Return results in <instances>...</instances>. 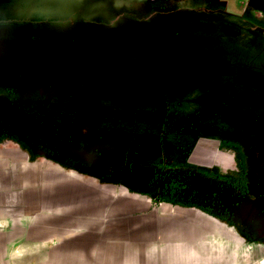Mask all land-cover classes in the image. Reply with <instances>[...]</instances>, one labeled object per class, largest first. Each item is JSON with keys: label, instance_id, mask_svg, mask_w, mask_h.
Listing matches in <instances>:
<instances>
[{"label": "flooded vegetation", "instance_id": "1", "mask_svg": "<svg viewBox=\"0 0 264 264\" xmlns=\"http://www.w3.org/2000/svg\"><path fill=\"white\" fill-rule=\"evenodd\" d=\"M95 1L101 10L97 15L100 14L101 22L106 23L103 27L116 28L111 25L121 21L125 23L124 29H131L134 36L140 34L142 24L163 16L166 22L153 24V31L169 30L176 38L193 23L188 15L200 13L204 16L195 22L204 26L217 25L226 36L253 37L256 35L254 30L261 29L263 35L259 38L264 40V11L259 18L251 14L248 6L244 13L235 14L227 11L225 2L219 0ZM83 8L87 9L88 5ZM13 21L26 23L18 18ZM174 71L175 67L161 90L153 91V106L148 111L156 118L155 126L152 119L150 122L139 120L137 110L132 118L127 119L126 116L109 117L101 112L98 115L97 110L88 105L71 109L70 93L66 99L60 96L63 85L55 83V79L53 82L45 80L27 100L14 94L13 86L0 77V139L25 142L31 146V140H37L38 143L34 142L38 145L37 151L55 156L61 162L71 157L69 165L75 168L86 166L87 158L90 161L94 155V162L88 165L90 169L108 171L121 185L149 193L155 201L197 206L232 225L246 239L264 245V143L258 142L259 136L256 135L253 138L257 143L243 142V134L232 128L233 118L229 115L233 110L235 92L228 82L208 97L215 105L205 110V120H198L196 124L187 122L186 128L183 127L180 121L187 115L182 106L190 98L200 96L202 89L174 88L171 84ZM137 78L134 74L132 82ZM73 88L74 92L87 89L82 82ZM133 88L134 85L130 94L140 102L139 94L143 91ZM111 105L102 101L98 103V109ZM112 121L118 125L110 130L114 133L110 135L107 127ZM138 122L143 127L138 129ZM164 127L171 132L167 133ZM200 139L215 142L222 152L231 153L234 165H221L216 158L211 163H195L191 157ZM177 141L182 144H175ZM238 141L246 146L238 149ZM105 149L112 152L114 160L106 164L96 162ZM246 153L248 158L244 166L239 154ZM254 167L258 171L256 176ZM249 175L255 179L248 181Z\"/></svg>", "mask_w": 264, "mask_h": 264}, {"label": "rangeland", "instance_id": "2", "mask_svg": "<svg viewBox=\"0 0 264 264\" xmlns=\"http://www.w3.org/2000/svg\"><path fill=\"white\" fill-rule=\"evenodd\" d=\"M84 5L88 8L84 9ZM97 7L95 0H0V77L13 86L14 94L29 100L45 80L53 82L55 79V83L63 85L60 96L66 99L70 93L71 109L88 105L97 110L98 115L101 112L109 117L126 116L127 119L137 110L139 120L150 122L152 119L154 125L156 118L148 111L153 106V91L161 90L167 84L171 69L175 67L171 81L174 88L202 89L200 96L183 104L187 115L180 121L183 127L186 128L187 122L196 124L198 120H205V110L215 105L208 97L228 82L235 92L229 115L233 118L232 128L243 134V142L257 143L253 138L256 135L258 142L264 143V40L259 38L263 35L261 29H255L253 37H227L217 25L204 26L195 22L204 16L195 13L188 15L193 23L176 38L169 30L153 31V24L166 22L163 16L142 24L140 34L134 36L131 29H124L125 23L121 21L111 25L116 28L103 27L106 23L101 22L100 14L97 15L101 12ZM258 15L260 18L261 14ZM15 18L26 23H15ZM80 19L82 22H78ZM134 74L138 80L133 83L131 77ZM80 82L87 89L74 92L73 87ZM133 85V90L143 91L139 94L141 103L130 94ZM102 101L112 105L101 106L99 110L98 103ZM117 125L113 121L109 123L110 135L114 134L110 130L116 129ZM126 127H129L128 122ZM139 127L143 125L138 122ZM164 128L167 133L171 132ZM175 144L181 145L182 141ZM201 145L207 153L201 160H196L194 155ZM216 145L200 139L191 159L211 163L217 154L221 165L232 166L228 156H223L227 153H217ZM245 146L238 141V149ZM239 155L246 166L248 154ZM90 159H95L94 155ZM112 160V152L107 149L96 158V162L103 164ZM62 162L69 165L70 159ZM256 168H253L255 176ZM94 172H100L104 178L111 177V173L104 170ZM251 179L255 178L249 175L248 181ZM62 241L61 245H70L69 239ZM30 243L37 244L38 241L30 239ZM254 249L259 250L260 246H254ZM30 256V264H54L53 254L47 255L51 262H39L37 254ZM6 257L1 250L0 264H21Z\"/></svg>", "mask_w": 264, "mask_h": 264}, {"label": "crops", "instance_id": "3", "mask_svg": "<svg viewBox=\"0 0 264 264\" xmlns=\"http://www.w3.org/2000/svg\"><path fill=\"white\" fill-rule=\"evenodd\" d=\"M219 1L230 13L264 11V0ZM31 142L0 139V251L11 262L30 264L33 254L50 261L53 254L54 264H264V245L217 216L104 178L88 166L95 159L64 166ZM206 153L201 145L194 157Z\"/></svg>", "mask_w": 264, "mask_h": 264}]
</instances>
